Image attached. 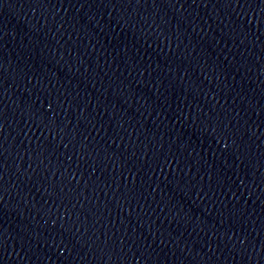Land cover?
I'll list each match as a JSON object with an SVG mask.
<instances>
[{
	"label": "water",
	"instance_id": "1",
	"mask_svg": "<svg viewBox=\"0 0 264 264\" xmlns=\"http://www.w3.org/2000/svg\"><path fill=\"white\" fill-rule=\"evenodd\" d=\"M0 264H264V0H0Z\"/></svg>",
	"mask_w": 264,
	"mask_h": 264
}]
</instances>
